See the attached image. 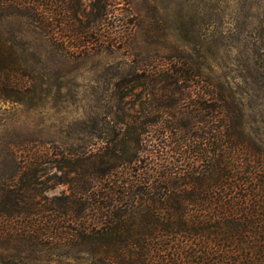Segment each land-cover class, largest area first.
Instances as JSON below:
<instances>
[{
	"label": "trees",
	"instance_id": "obj_1",
	"mask_svg": "<svg viewBox=\"0 0 264 264\" xmlns=\"http://www.w3.org/2000/svg\"><path fill=\"white\" fill-rule=\"evenodd\" d=\"M133 27L127 0H0V99L32 41L92 56L127 49ZM126 89H140L142 116L117 117L99 148L14 154L0 235L15 214L17 235L83 247L90 264H264V146L246 139L229 93L178 62L133 70L118 98ZM48 170L45 189L67 193L37 194Z\"/></svg>",
	"mask_w": 264,
	"mask_h": 264
},
{
	"label": "rangeland",
	"instance_id": "obj_2",
	"mask_svg": "<svg viewBox=\"0 0 264 264\" xmlns=\"http://www.w3.org/2000/svg\"><path fill=\"white\" fill-rule=\"evenodd\" d=\"M134 19L127 49L73 57L32 41L17 52L14 87L0 99V188L15 185L14 154L21 146L56 153L95 150L97 137L111 135L117 117L142 116L140 89L116 83L133 70L172 62L201 71L222 86L236 103L240 127L250 144L264 146V0H127ZM17 16L12 19L17 29ZM3 81L0 80V88ZM144 101V95H142ZM154 137V134L151 133ZM52 173L38 176L37 194L65 192L50 188ZM17 215L2 223L0 264H90L83 247L64 241L38 244L17 235ZM1 225V224H0Z\"/></svg>",
	"mask_w": 264,
	"mask_h": 264
}]
</instances>
